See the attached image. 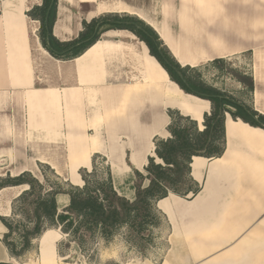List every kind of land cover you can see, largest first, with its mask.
Instances as JSON below:
<instances>
[{"label":"crops","instance_id":"obj_1","mask_svg":"<svg viewBox=\"0 0 264 264\" xmlns=\"http://www.w3.org/2000/svg\"><path fill=\"white\" fill-rule=\"evenodd\" d=\"M28 1L0 0V161L6 165L0 168V175L32 174L30 142L46 133L58 139L62 148V160L47 165L65 182L81 187L80 172H91L95 160L101 158L116 193L134 201V172L142 173L148 158L154 157V142L169 137L168 111H177L200 127L204 115L211 111L210 103L183 93L170 79V94L163 99L158 93L152 100L144 66L151 56L145 45L141 47L139 77L132 79L137 75L128 69L136 55L128 31L104 32L77 58H53L41 46L38 29L30 30L26 15L40 3ZM180 1L182 7L194 11L189 25L180 16ZM155 3L145 0L144 12L186 45L197 62L250 55L254 110L264 116V0H162L161 21L156 19ZM60 8L58 0L52 34L59 42H70L83 31L88 18L73 27L70 16L66 14L64 20ZM99 10L100 6L91 13L90 21L107 13L95 16ZM116 10L148 25L131 12L136 11L131 5L118 4ZM169 16L173 21H168ZM199 31L207 33L204 41ZM163 44L172 54L169 45ZM216 44L226 51L220 54ZM189 98L203 106L199 117L187 107ZM224 128L226 145L220 158L192 159L191 177L199 184V193L190 200L169 194L155 205L168 226V246L159 264H264V131L229 115ZM8 189H21L14 201L27 188L10 187L0 192ZM68 202L67 195L56 196L58 213ZM10 212L12 216V207ZM6 233L0 223V263L28 264L35 248L36 264H57L54 243L60 235L65 236L60 229L49 232L54 235L48 236L45 246L41 243L43 232L19 259L1 243ZM106 261L118 264L116 259Z\"/></svg>","mask_w":264,"mask_h":264},{"label":"trees","instance_id":"obj_2","mask_svg":"<svg viewBox=\"0 0 264 264\" xmlns=\"http://www.w3.org/2000/svg\"><path fill=\"white\" fill-rule=\"evenodd\" d=\"M57 6L58 0H40V5L33 6L26 13L30 20L40 24L38 38L50 56L58 60H71L94 45L104 32L128 31L144 43L150 56L163 68L171 82L183 93L209 102L211 111L203 117V129L189 117L177 111H168L169 137L156 140L154 157L148 158L142 173L134 172L135 199L132 202L116 193L108 170L103 178L92 179L96 173L95 165L91 172H80L83 181L81 187L70 186L69 190L58 182L47 189L29 172L0 178V191L10 187L27 188L14 200L16 212L12 208V217L19 216L23 220L0 216V223L7 230L1 243L16 259L32 249V242L45 231L48 223L66 236L73 234L81 237L96 233L105 242L117 230L126 228L130 237L142 246L145 233H150L160 224V213L155 207L158 201L169 194L190 200L199 193L200 186L191 177L192 159H217L223 155L227 115L234 121L240 120L264 131V116L220 90L187 76L189 68L181 67L157 33L138 18L106 13L83 22V31L76 39L59 42L52 34ZM249 88L253 90L252 80H249ZM50 171L56 176L53 170ZM60 194L67 195L69 202L58 213L56 196Z\"/></svg>","mask_w":264,"mask_h":264},{"label":"rangeland","instance_id":"obj_3","mask_svg":"<svg viewBox=\"0 0 264 264\" xmlns=\"http://www.w3.org/2000/svg\"><path fill=\"white\" fill-rule=\"evenodd\" d=\"M155 1L156 6L154 10L156 13V19L161 21V19H163L161 16L162 0ZM31 2L40 3V0L28 1L29 4ZM69 2L72 4L70 7L68 4ZM118 4H127L135 7L136 11L131 12H135L138 15L144 13L145 0H95L94 3H79L78 0H60V9L62 15H64L63 19L67 20V17L65 16L67 14L71 18L69 24L75 27L84 20V18H88L89 22V18L92 15L91 13L99 6L102 10H99L100 13L95 14V16H98L103 12L117 13L116 6ZM178 5L180 16H184L186 19L185 24H191L194 18L193 9L188 6L182 7L181 1ZM118 14L121 16L127 15L124 13ZM129 16L135 17L132 14ZM172 18L173 16H169L168 21H173ZM28 19L30 21V30L33 28L38 29L36 34L38 36L40 33V24L34 21L31 22L32 20H30V18ZM199 34L200 38H202L201 40L204 41L207 33L205 31H199ZM128 35L132 37L131 40L134 43L136 55L133 56L128 71L130 73L133 72V75H137L132 76V79L136 80V77H139L141 60L138 52L141 47H144V43L140 42L138 38L129 32ZM176 39L178 41L177 37ZM184 47H186V45H184ZM185 67L189 68L186 71L187 76L200 80L203 83L220 90L237 102L254 110L253 90H250L249 88V80L253 81L251 75L252 58H250L248 53L238 54L227 59H214L212 61H203L200 59L195 67ZM169 84L172 85V83ZM230 111L234 112L232 109ZM200 128L203 129L202 122L200 123ZM29 149V166L32 168V175L38 178L47 189L50 186H53L54 182H58L63 185L65 190H69L71 185L65 182L64 177L58 175L54 176L50 171V166L47 165V163L52 162V160H62V148L59 140L56 138L52 139L48 134L46 135V133L38 134L37 138H33L32 142H30ZM95 163L96 173L92 175V179L103 178L107 171L104 161L101 158H98L95 160ZM4 166L6 165L0 161V168ZM8 175L9 174L0 175V178H6ZM44 179L47 181L46 183H44ZM20 190L21 189H8L0 192V216H10V220H23L19 216L12 217L10 212L11 207L15 208L13 199ZM14 210V212H16V209ZM52 225V223L46 224L44 232H51V230H54L55 227ZM167 231L168 226L165 223V219L160 214V224L156 228L151 229L150 233H145L142 246H140L141 243L134 241V239L130 237L126 228L117 230L114 236L106 243L96 233L81 237L73 234L68 236L60 235L57 239L55 238L56 242L54 243V249L58 255L57 264H114L113 261L101 260V253L104 250H110L112 248H117V253H119L118 259H116L118 264L140 261L159 264L164 257L168 246L166 241ZM48 234L54 235V233ZM16 238L17 237L14 236L15 240H17ZM71 256L76 257L75 262L70 261ZM27 261L28 264H36L38 262V254L36 253L35 248H33V252L31 253V256L27 258Z\"/></svg>","mask_w":264,"mask_h":264},{"label":"bare ground","instance_id":"obj_4","mask_svg":"<svg viewBox=\"0 0 264 264\" xmlns=\"http://www.w3.org/2000/svg\"><path fill=\"white\" fill-rule=\"evenodd\" d=\"M140 17H142L144 19V21L148 25H150V26H152V28H154L155 32L160 37V40H162L167 45H169V48L171 49V52H172L174 58L181 65H183V66H187L188 65V66H191V67H195L196 66L197 60L193 57L191 51L189 49H187L186 47H184L183 45H180L179 42L177 41L176 37H174V36L171 37V34L167 30L165 31L163 28H160L159 27L160 25L158 24L159 25L158 26L156 24V22L154 21V19H153V17L151 15H149V14L144 12V13H142L140 15ZM216 49L218 50V52L220 54H222L224 51H226L219 44H216ZM144 66H145V75H146L147 81L150 83V90H151L150 92H151L152 100L157 98L158 93L160 94V97L164 99V96L166 97V95L168 93L170 94V90H169V87H168V83H169L170 80L168 78L167 73L154 60L153 57H151V61H149L148 65L145 64ZM171 94H173V93H171ZM174 94L176 96H179L178 93H176V92H174ZM127 96H128V94H127ZM182 98H184V97H182ZM184 100H186V98ZM186 105H187V107L190 110H192L193 112L197 113L198 117H199V115H200L199 113L203 109V106L201 105V103H199V101H196L195 99H190L189 98L187 103H186ZM48 233L49 232L47 231L45 236H44V238L41 241L43 246H45L44 243H46V240H47V238L49 236Z\"/></svg>","mask_w":264,"mask_h":264},{"label":"clouds","instance_id":"obj_5","mask_svg":"<svg viewBox=\"0 0 264 264\" xmlns=\"http://www.w3.org/2000/svg\"><path fill=\"white\" fill-rule=\"evenodd\" d=\"M109 258L118 259V257H117V248H112L110 250H104L101 253V260L102 261L107 260Z\"/></svg>","mask_w":264,"mask_h":264},{"label":"water","instance_id":"obj_6","mask_svg":"<svg viewBox=\"0 0 264 264\" xmlns=\"http://www.w3.org/2000/svg\"><path fill=\"white\" fill-rule=\"evenodd\" d=\"M75 260H76V257L75 256H71L70 261L71 262H75Z\"/></svg>","mask_w":264,"mask_h":264}]
</instances>
